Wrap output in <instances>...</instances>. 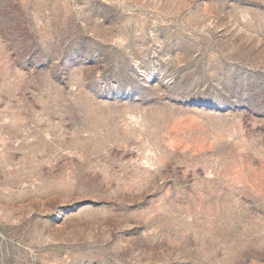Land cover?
I'll use <instances>...</instances> for the list:
<instances>
[{
  "label": "rangeland",
  "instance_id": "1",
  "mask_svg": "<svg viewBox=\"0 0 264 264\" xmlns=\"http://www.w3.org/2000/svg\"><path fill=\"white\" fill-rule=\"evenodd\" d=\"M0 264H264V0H0Z\"/></svg>",
  "mask_w": 264,
  "mask_h": 264
}]
</instances>
